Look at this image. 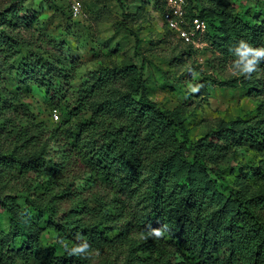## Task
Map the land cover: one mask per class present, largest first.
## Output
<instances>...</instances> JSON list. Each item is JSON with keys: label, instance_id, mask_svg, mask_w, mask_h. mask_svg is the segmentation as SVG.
Instances as JSON below:
<instances>
[{"label": "trees", "instance_id": "1", "mask_svg": "<svg viewBox=\"0 0 264 264\" xmlns=\"http://www.w3.org/2000/svg\"><path fill=\"white\" fill-rule=\"evenodd\" d=\"M19 1L0 10L3 65L25 46L13 31L26 17ZM202 1L217 0H186L189 19L206 21ZM208 31L220 67L233 70L241 39L264 47V19L222 11L203 43ZM16 69L39 74L54 123L0 95V264H264V189H252L264 182V61L250 79L221 83L261 98L259 117L222 120L195 140L183 112L151 97L143 63L88 71L70 100L56 87L57 59L26 51ZM239 147L259 160L233 185L226 174L245 169L232 163ZM152 228L163 235H147ZM82 242L87 256L64 247Z\"/></svg>", "mask_w": 264, "mask_h": 264}, {"label": "rangeland", "instance_id": "2", "mask_svg": "<svg viewBox=\"0 0 264 264\" xmlns=\"http://www.w3.org/2000/svg\"><path fill=\"white\" fill-rule=\"evenodd\" d=\"M13 1L0 0V10ZM70 1H19L26 17L13 26V31L25 46L5 65L0 60L2 97L16 94L39 120L54 123L39 74L30 72L23 78L16 69L20 56L27 51L60 62L63 71L56 87L61 89L64 100L75 96L81 77L92 69L143 63L149 94L163 107L183 112L185 132L191 140L215 129L222 120L259 117L261 98L249 95L241 87L221 85L235 74L229 67H220L210 31L201 47L194 48L164 25L156 0H121L122 5L118 0H79L82 14L78 17L70 13ZM197 8L206 16L207 24L222 11L230 10L252 21L264 19V0L202 1ZM193 85H200L199 91L192 92ZM231 158L234 166L241 164L245 168L226 174L233 185L238 184V174H245L259 160L247 147L232 148ZM252 189H264V182L252 185ZM2 216L6 223L7 213ZM45 238L50 241L48 232Z\"/></svg>", "mask_w": 264, "mask_h": 264}, {"label": "built area", "instance_id": "3", "mask_svg": "<svg viewBox=\"0 0 264 264\" xmlns=\"http://www.w3.org/2000/svg\"><path fill=\"white\" fill-rule=\"evenodd\" d=\"M72 15L81 16V4L79 0L70 1ZM161 17L164 25L185 44L199 48L203 44L202 39L207 30V23L203 18L194 16L188 18L186 12V0H164ZM51 117L54 121L59 119V112L52 110Z\"/></svg>", "mask_w": 264, "mask_h": 264}, {"label": "clouds", "instance_id": "4", "mask_svg": "<svg viewBox=\"0 0 264 264\" xmlns=\"http://www.w3.org/2000/svg\"><path fill=\"white\" fill-rule=\"evenodd\" d=\"M234 59L232 63L233 73L235 75L243 76L244 79H250L252 74L258 70V66L264 61V47H253L245 40H239L235 45L230 48ZM200 85L191 86L192 92L199 91ZM147 235L160 237L163 235L162 228H152ZM146 239L147 236L142 234ZM69 254L77 256H87L89 252V244L82 242L71 248L67 245L64 246Z\"/></svg>", "mask_w": 264, "mask_h": 264}]
</instances>
